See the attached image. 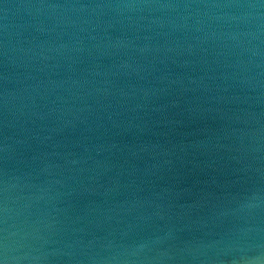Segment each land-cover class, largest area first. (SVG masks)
Segmentation results:
<instances>
[{"label": "water", "instance_id": "water-1", "mask_svg": "<svg viewBox=\"0 0 264 264\" xmlns=\"http://www.w3.org/2000/svg\"><path fill=\"white\" fill-rule=\"evenodd\" d=\"M0 264H264V0H0Z\"/></svg>", "mask_w": 264, "mask_h": 264}]
</instances>
